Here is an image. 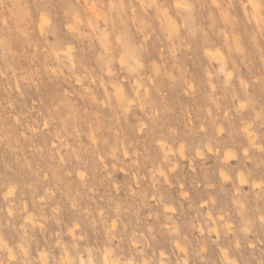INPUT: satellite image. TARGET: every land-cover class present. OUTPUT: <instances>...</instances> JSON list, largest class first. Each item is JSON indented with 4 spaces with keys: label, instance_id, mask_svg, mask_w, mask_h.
Here are the masks:
<instances>
[{
    "label": "rangeland",
    "instance_id": "374dc122",
    "mask_svg": "<svg viewBox=\"0 0 264 264\" xmlns=\"http://www.w3.org/2000/svg\"><path fill=\"white\" fill-rule=\"evenodd\" d=\"M246 5L0 0V264H264V25Z\"/></svg>",
    "mask_w": 264,
    "mask_h": 264
},
{
    "label": "snow or ice",
    "instance_id": "6c2138e0",
    "mask_svg": "<svg viewBox=\"0 0 264 264\" xmlns=\"http://www.w3.org/2000/svg\"><path fill=\"white\" fill-rule=\"evenodd\" d=\"M219 6H220L219 4L216 5V7H219ZM246 6H250L253 10H255V9H257V8L260 9V11H261V23H262V25H264V0H261L260 4H257V3H256V0H248V5H246ZM115 7H116V5L113 4V8H115ZM176 7H177V8H180V7H187V5H184V4H181V3H177V4H176ZM50 24H51V21L48 19L47 16L42 15V16L40 17V36H44V35H45L46 30H49V28H50ZM69 31H70V32H75L76 29H75L74 27H70V28H69ZM176 36H178V32H174V33L170 34V37H169V38H170V39H174V38H176ZM122 41H123V43H121ZM117 43L120 44L122 51H116V50H113L114 55L111 57V59L114 61V60H115V57H116V56H119V62H120V65H121V67H124V66H125V56L128 54V45H127L126 38L123 37V36H122V37H119V38L117 39ZM0 44H3V41H0ZM74 50H75V49L70 45V46L68 47V51L65 53V55H66V56H69V53L73 52ZM237 51H239L238 48H237ZM104 52L107 53V52H108V48H105V49H104ZM99 59L102 60V61H105V60H108L109 57H107V56H105V55L102 54L101 57H99ZM69 61H71V56H69ZM71 67L74 69V68H75V64H71ZM108 74H109V75H112V72L109 71ZM229 79H231V75H229ZM76 83H77V84L81 83V79H80V78H77V79H76ZM243 85H244V82L241 81V86H243ZM246 106H247L246 103H241V104H240V109H244ZM259 118L262 119V120H264V114H262ZM44 127H48V125L45 124ZM220 131L223 132V129H221ZM253 144H254V142H253ZM259 151H260L262 154H264V143H262V145H261ZM249 155H250L249 150H248V149H245V150H244V156H245V157H248ZM235 159H236V157L233 155L232 152H228V153L225 155V161H226V162L229 161V160H235ZM80 178H81V180L84 179V175H83V173L80 174ZM240 182H241L242 184L245 183V180H244L243 177H241V181H240ZM13 191H14L13 189H10V190L8 191V193H7V196H11L12 193H13ZM7 196L5 197V199H7ZM42 202H43V200H42ZM72 208H73V210H75L76 205L73 204V205H72ZM52 211H53V212H56V208H53ZM168 211H171V209H168ZM11 215H12V214L9 213V216H11ZM100 215L102 216V215H103V212H101ZM41 227H43V225H41ZM81 227H82V225L77 224L74 228H72V230L70 231L69 234L72 235V238H73V239L76 238V236H75V231H76V229H77V228H81ZM115 227H116V225L113 224V225H112V229H114ZM110 231H111V229H110ZM81 238H82V236H81ZM25 255H26V253H25ZM67 264H72V262H71V261H68ZM80 264H84V262L81 261ZM101 264H109L108 254H107V253L105 254L104 260L101 262Z\"/></svg>",
    "mask_w": 264,
    "mask_h": 264
},
{
    "label": "bare ground",
    "instance_id": "6f19581e",
    "mask_svg": "<svg viewBox=\"0 0 264 264\" xmlns=\"http://www.w3.org/2000/svg\"><path fill=\"white\" fill-rule=\"evenodd\" d=\"M256 3H257V4H260L259 2H256ZM251 9H252V8H251ZM252 11H253V14H254V15H258V16H259V15L261 14V11H260L259 8L255 9V10L252 9ZM39 28H40V27H39ZM208 54H209V52H208ZM138 86H140V85L138 84L137 87H138ZM247 130H248V129H247ZM249 132H250V131L247 132V135L250 136V133H249ZM169 150H171V149H169ZM61 156H62V155H61ZM61 156H60V157H61ZM63 158H64V157H63ZM61 161H63V159H62ZM64 161H65V159H64ZM64 161H63V162H64ZM79 178H80V177H79ZM80 179H81V178H80ZM165 180H166V179H165ZM31 217H32V216H31ZM27 219H28V218H27ZM30 219H31V218H30V216H29V221H31V222H32V221H33V222L35 221L33 218H32L33 220H30ZM31 224H32V223H31ZM34 224H35V222L33 223V225H34ZM74 227H75V225H74ZM70 230H71V228H70ZM75 236H76V235H75ZM1 241H2V240H0V242H1ZM177 246H178V245H177ZM105 252L108 253V250H105ZM222 254L224 255V259H225V261H226V264L229 263L228 261H229V258H230V257L228 258V255H227L225 252H223V253L221 252V255H222ZM10 255H12L11 252H10ZM163 255H165V254H163ZM230 259H231V258H230ZM231 260H232V259H231ZM233 260L235 261V259H233ZM230 262H231V261H230ZM145 263H146V262L144 261V264H145ZM235 263H238V262H235Z\"/></svg>",
    "mask_w": 264,
    "mask_h": 264
}]
</instances>
